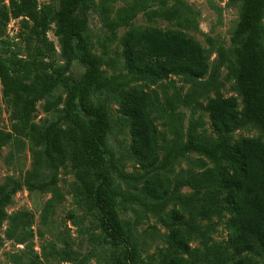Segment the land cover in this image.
Wrapping results in <instances>:
<instances>
[{"label":"trees","instance_id":"trees-1","mask_svg":"<svg viewBox=\"0 0 264 264\" xmlns=\"http://www.w3.org/2000/svg\"><path fill=\"white\" fill-rule=\"evenodd\" d=\"M55 1L53 6L38 0H8V5H0V36L10 18L19 19L20 44L25 52L21 54L17 45L0 47L1 101L9 108L11 122L9 131L0 130V147L23 136L39 147L21 185L39 190L54 186L59 166L69 165L75 176L72 189L87 198L88 209L96 211L98 224L115 253L113 264H141L132 231L119 218L118 198L139 204L171 228L169 250L159 264L197 262L198 255L190 247L193 235H198L204 246L221 248L211 242L195 220H209L223 210L230 214L227 243L233 253L227 257L221 253L217 261L210 262L225 264L234 259L235 264H264V141L253 137L229 141L230 132L248 123L264 131V0H230L240 3V13L231 36L234 60L229 73L235 77L243 107L238 109L234 96L216 95L207 100L204 108L217 140L189 137L169 146L160 158L150 95L139 85L121 90L119 110L129 118L131 151L141 169L135 175L125 173L114 163L107 147L111 127L106 108L92 99L93 93L103 88L114 90L115 86L103 76L100 58L93 54L85 36L88 19L79 11L82 0ZM167 2L132 0L113 17L103 14L105 38L118 42L133 80L155 83L171 74L181 75L192 89L182 96L177 94V99L185 106L201 107L202 92L209 86L217 89L212 77L199 81L209 69V50L181 30L132 24L139 13L147 21L180 18L182 1L173 0L171 5ZM51 24L55 25L53 33L65 59L59 67L53 58L54 42L47 36ZM121 27L126 30L119 36ZM218 52L221 60L226 59L222 47ZM74 60L79 61L81 71L72 70ZM58 87L66 90L64 99L54 95ZM43 98L45 111L64 106L58 120L46 126L33 121L36 102ZM61 121L67 125H61ZM187 152L200 154L212 166L201 162L200 173L171 181L161 170ZM42 165L50 171L49 179L34 181ZM115 179L142 182L141 189L125 192L115 186ZM184 186L192 193H181ZM15 190L9 182L0 183V222ZM173 201L179 206L172 210V220H166L162 213Z\"/></svg>","mask_w":264,"mask_h":264},{"label":"rangeland","instance_id":"rangeland-1","mask_svg":"<svg viewBox=\"0 0 264 264\" xmlns=\"http://www.w3.org/2000/svg\"><path fill=\"white\" fill-rule=\"evenodd\" d=\"M40 4L55 5V0H38ZM181 17L174 21L155 19L147 21L139 13L133 20L134 25H151L162 30H181L199 41L210 52L207 74L199 79L206 82L210 77L216 81V88L209 86L202 92L200 101L203 106H185L178 99L192 89V84L183 76L171 74L166 79L150 83L146 80H133L125 67L121 47L116 40H107L102 16H115L118 9L129 5L132 0H82L80 14L87 19L85 36L90 49L100 58L99 69L104 77L111 79L115 89L103 88L92 95V99L101 101L107 111L111 130L107 136V147L113 154V161L119 169L128 174H138L140 167L131 151V133L129 118L119 110L121 90L139 85L150 95L152 105L150 115L158 130V153L162 158L169 146L180 144L189 137L198 140H217V134L211 125L204 105L216 95L234 96L238 109L242 110L241 96L236 87L235 77L229 73V65L234 60V45L231 36L237 24L240 3L230 0H181ZM169 5L173 0H168ZM156 5V3H152ZM0 5H8V0H0ZM264 25V16L262 18ZM55 25L47 36L54 42L56 52L53 55L56 66L65 64L61 55L60 44L54 36ZM126 27L118 29L120 36ZM19 19L10 18L5 32L0 36V47L7 49L10 44L17 45L24 54L20 44ZM222 47L226 59L221 60L218 48ZM74 72L82 70L78 60L71 65ZM2 86L0 83V130H10V111L1 101ZM64 99L66 90L58 87L54 95ZM45 98L35 105L33 121L46 126L58 120L63 113V104L52 111H45ZM61 125L67 124L63 121ZM243 137L259 138L264 141V131L248 123L229 134L230 143ZM13 139V138H12ZM10 139L0 147V183L9 182L16 190L5 206V217L0 222V264H113L114 250L109 245L100 228L95 210L87 207V198L72 189L75 180L74 172L69 165H60L57 170V182L44 189H28L21 185V180L32 166L33 153L39 149L27 137L13 142ZM204 166L212 163L196 152H187L177 157L161 170L171 181L184 178L190 173H200ZM39 177L34 181H47L50 171L42 165L38 170ZM142 182L128 183L115 179V186L125 192H139ZM183 194L192 193L187 186L181 187ZM177 202H170L162 213L166 220H172V210L178 207ZM119 218L132 231L141 264H159L169 250L168 239L171 228L164 224L156 214L144 209L134 202H123L118 198ZM189 211L185 217H188ZM230 214L223 210L220 215L209 220L197 219L196 225L205 231L211 242L221 245L216 250L204 246L198 235L190 239V247L198 255L197 262L192 264H213L219 255H231L229 249L228 221ZM225 264H235L234 259Z\"/></svg>","mask_w":264,"mask_h":264}]
</instances>
